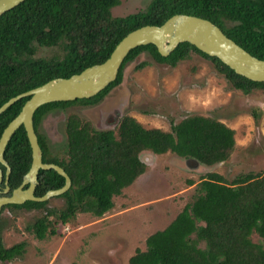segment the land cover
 Returning a JSON list of instances; mask_svg holds the SVG:
<instances>
[{
	"label": "trees",
	"instance_id": "trees-1",
	"mask_svg": "<svg viewBox=\"0 0 264 264\" xmlns=\"http://www.w3.org/2000/svg\"><path fill=\"white\" fill-rule=\"evenodd\" d=\"M119 4L120 0H25L2 14L0 107L10 98L50 80L69 78L103 63L131 31L143 26H161L177 14L210 21L251 56L264 60V0H151L142 12L113 17L111 10ZM37 47L60 48L62 56L36 58ZM143 52L171 67L190 53H196L210 61L233 89L245 95L264 90V82H253L235 74L219 59L188 43H180L167 57L160 56L153 45L132 49L112 84L121 82L125 64ZM104 91L89 99L46 104L33 116L43 163L61 167L70 178L69 190L58 196L65 204L61 210H55L47 208V201H29L7 205L0 215L6 209L43 211L26 228L40 241L48 232L55 234L52 216L66 224L77 213L99 217L111 209L112 197L143 173L145 165L139 158L143 151L155 155L171 152L195 165L213 166L224 162L234 148L231 129L199 116L172 125L170 133L145 129L129 116L117 121L116 131L96 130L69 116L65 122L66 157L62 161L46 158L50 146L37 132L39 112L73 103L93 104ZM27 100L28 97L19 100L0 114V136ZM252 116L259 126L261 114L257 109ZM4 159L10 167L11 193L20 186L31 165V149L23 126L12 135ZM0 168L4 175L5 167L0 165ZM206 174L196 185L194 199L165 229L147 237L145 249L136 250L128 264H264V172L239 175L231 183L215 173ZM37 182L34 196L42 197L50 190L60 189L65 180L54 170H40ZM4 187L3 176L1 191ZM253 235L258 237V242L251 240ZM24 248V242L6 248L0 232V262L22 256Z\"/></svg>",
	"mask_w": 264,
	"mask_h": 264
},
{
	"label": "rangeland",
	"instance_id": "rangeland-1",
	"mask_svg": "<svg viewBox=\"0 0 264 264\" xmlns=\"http://www.w3.org/2000/svg\"><path fill=\"white\" fill-rule=\"evenodd\" d=\"M150 1L120 0L111 15L142 12ZM61 56L60 48L37 47L35 53L36 58L44 59ZM121 71V82L107 86L95 103L47 107L39 112L37 132L51 151L46 158L62 161L66 157L65 122L69 116L96 130L114 131L117 121L129 116L145 129L164 133L186 118L199 116L223 123L234 132L231 154L220 164L199 166L171 152L155 155L143 151L139 154L145 165L143 173L112 197L111 209L99 217L77 213L66 224L52 216L55 234L48 232L41 241L26 228L43 211L6 209L0 215L3 244L8 248L24 242L25 248L22 256L0 264H128L136 250L145 249L147 237L165 229L194 199L196 185L206 173L231 183L239 175L264 172V90L245 95L233 89L210 61L196 53L171 67L143 52ZM255 109L261 114L259 126L252 116ZM64 204L59 197L47 200L48 209L61 210ZM251 240L258 242V237L253 235Z\"/></svg>",
	"mask_w": 264,
	"mask_h": 264
},
{
	"label": "water",
	"instance_id": "water-1",
	"mask_svg": "<svg viewBox=\"0 0 264 264\" xmlns=\"http://www.w3.org/2000/svg\"><path fill=\"white\" fill-rule=\"evenodd\" d=\"M25 0H0V16ZM180 43H188L207 56L215 57L235 74L253 82H264V60L251 56L210 21L184 14H177L161 26H143L128 33L115 46L103 63L90 66L69 78H56L27 92L10 98L0 107V114L19 100L28 97L19 114L6 126L0 136V184L4 176V189L0 193V210L7 205H22L25 202H46L50 198L66 193L70 178L59 166L43 163L42 151L34 130L33 116L42 106L57 102L89 99L117 79V75L128 53L137 47L153 45L158 54L167 57ZM23 126L31 149V165L20 186L10 193L8 180L10 167L4 159L5 148L15 131ZM40 170H54L64 178V185L50 190L42 197L34 196ZM26 187V188H25ZM10 195L8 196V194Z\"/></svg>",
	"mask_w": 264,
	"mask_h": 264
},
{
	"label": "flooded vegetation",
	"instance_id": "flooded-vegetation-1",
	"mask_svg": "<svg viewBox=\"0 0 264 264\" xmlns=\"http://www.w3.org/2000/svg\"><path fill=\"white\" fill-rule=\"evenodd\" d=\"M42 151V150H41ZM1 194V193H0ZM2 196V195H1ZM9 196V195H8ZM12 261V260H11ZM6 262H8V261H6ZM1 263H4V262H1Z\"/></svg>",
	"mask_w": 264,
	"mask_h": 264
}]
</instances>
